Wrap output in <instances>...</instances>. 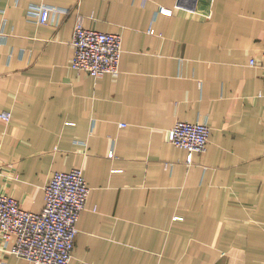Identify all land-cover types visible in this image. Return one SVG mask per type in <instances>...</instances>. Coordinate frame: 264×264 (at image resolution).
<instances>
[{
    "label": "crops",
    "instance_id": "1",
    "mask_svg": "<svg viewBox=\"0 0 264 264\" xmlns=\"http://www.w3.org/2000/svg\"><path fill=\"white\" fill-rule=\"evenodd\" d=\"M181 1L0 0V186L39 213L55 172L83 171L70 264H264V0ZM79 18L122 36L118 75L72 68ZM178 122L211 128L191 162ZM0 264L29 262L0 240Z\"/></svg>",
    "mask_w": 264,
    "mask_h": 264
},
{
    "label": "built area",
    "instance_id": "2",
    "mask_svg": "<svg viewBox=\"0 0 264 264\" xmlns=\"http://www.w3.org/2000/svg\"><path fill=\"white\" fill-rule=\"evenodd\" d=\"M193 1V12L211 17L214 0ZM32 10L41 24L52 22L56 14L67 13L48 6H37ZM159 13L172 15L173 10L160 7ZM149 33L155 34V30L151 29ZM72 45L73 69L87 72L92 78L119 74L123 52L120 34L86 28L79 18L73 30ZM251 63L255 65V61ZM11 119V113L0 112L1 121L10 123ZM210 136L211 128L206 122H178L169 132L170 142L189 153V162L194 153L207 150ZM44 192V209L33 213L24 210L20 202L0 186V240L9 253L29 264H70L91 188L83 171L72 169L55 172Z\"/></svg>",
    "mask_w": 264,
    "mask_h": 264
}]
</instances>
